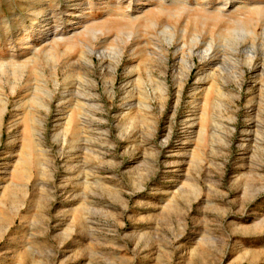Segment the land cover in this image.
<instances>
[{"label":"rangeland","instance_id":"374dc122","mask_svg":"<svg viewBox=\"0 0 264 264\" xmlns=\"http://www.w3.org/2000/svg\"><path fill=\"white\" fill-rule=\"evenodd\" d=\"M183 1L0 0V264H264V0Z\"/></svg>","mask_w":264,"mask_h":264},{"label":"bare ground","instance_id":"6f19581e","mask_svg":"<svg viewBox=\"0 0 264 264\" xmlns=\"http://www.w3.org/2000/svg\"><path fill=\"white\" fill-rule=\"evenodd\" d=\"M169 1H172V2H178L180 4V7L181 8H184L183 6L186 4L183 0H169ZM160 3V2H159ZM161 4V3H160ZM34 20L33 21H37V19L39 18V16H41V9L40 7L37 8L35 11H34ZM237 24V23H236ZM242 24H237V27H235L233 29V32L232 33H235V34H246V33H249L251 34L254 38H260L261 39V42L262 44L264 45V27H262V30H261V34H256V31L255 30H249V31H245L243 30V26H241ZM240 35V36H241ZM236 36H239V35H236ZM127 38V37H126ZM253 38V39H254ZM168 39L169 41H172L171 39V36H168ZM198 39V36H196V40ZM195 40V41H196ZM217 57V53L214 52L213 50V47L211 45V43H207V47L203 50L202 52V56L200 57V59H205L207 58L208 60H210V62L215 59ZM252 59V57H249V61Z\"/></svg>","mask_w":264,"mask_h":264}]
</instances>
